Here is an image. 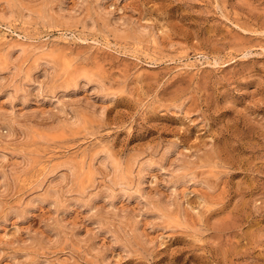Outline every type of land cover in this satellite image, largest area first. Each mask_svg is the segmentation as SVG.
Masks as SVG:
<instances>
[{
	"label": "rangeland",
	"instance_id": "rangeland-1",
	"mask_svg": "<svg viewBox=\"0 0 264 264\" xmlns=\"http://www.w3.org/2000/svg\"><path fill=\"white\" fill-rule=\"evenodd\" d=\"M0 264H264V0H0Z\"/></svg>",
	"mask_w": 264,
	"mask_h": 264
},
{
	"label": "bare ground",
	"instance_id": "bare-ground-1",
	"mask_svg": "<svg viewBox=\"0 0 264 264\" xmlns=\"http://www.w3.org/2000/svg\"><path fill=\"white\" fill-rule=\"evenodd\" d=\"M71 76V75H70ZM73 76V75H72Z\"/></svg>",
	"mask_w": 264,
	"mask_h": 264
}]
</instances>
